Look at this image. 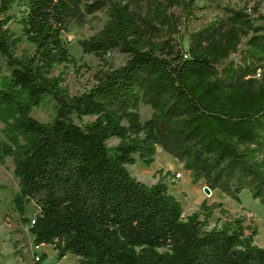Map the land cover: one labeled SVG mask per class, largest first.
Wrapping results in <instances>:
<instances>
[{"label":"trees","instance_id":"16d2710c","mask_svg":"<svg viewBox=\"0 0 264 264\" xmlns=\"http://www.w3.org/2000/svg\"><path fill=\"white\" fill-rule=\"evenodd\" d=\"M201 1L220 0H0V162L13 159L10 210L34 245L77 264H264L242 217L208 229L222 204L184 216L163 181L170 172L148 186L126 167L152 165L160 147L193 183L264 204V14L224 5L189 32ZM99 13L102 27L78 44L103 67L71 95L64 71L52 74L75 63L63 34ZM114 51L124 65L106 60ZM46 101L54 114L42 123L31 111ZM141 105L153 111L145 121Z\"/></svg>","mask_w":264,"mask_h":264},{"label":"rangeland","instance_id":"374dc122","mask_svg":"<svg viewBox=\"0 0 264 264\" xmlns=\"http://www.w3.org/2000/svg\"><path fill=\"white\" fill-rule=\"evenodd\" d=\"M196 12V18L191 20L187 29L189 32L196 31L206 23L213 21L214 19L223 15L222 7L224 5H231L237 7L247 6V8H257L258 12L264 14V0H220L214 3H203L201 1L199 6H204ZM253 13V17L257 18V14ZM105 16L101 13L97 14L95 18H92L86 25L77 26L71 25L69 30L63 34V40L68 48L70 56L74 58L75 63H70L66 69L62 66H57L52 71L53 75H57L64 71L65 84L69 87V93L71 95L79 94L84 90L90 88L94 83V75L99 69L103 67L102 61L96 57L88 54H84L79 46V41L87 39L95 34L103 25ZM264 24L263 20L257 19L256 24ZM11 29L20 35V28L10 23ZM187 40V38H186ZM27 49L32 50L27 42H23L19 45V50ZM243 49V47H241ZM231 60L237 61L240 58L239 54H234ZM106 60L111 63L115 68L124 65L127 61V55L118 51L111 52L107 55ZM3 63V59L0 56V66ZM152 109L147 105H141L140 113L141 120L145 121L151 117ZM52 103L46 101L40 107L33 108L31 116L39 122L47 123L53 118ZM3 125L0 123V141L4 139L2 130ZM117 140L113 139L108 141L109 145H115ZM129 173L137 180H142L143 183L150 186L154 181L157 182L159 178H162V171L168 170L173 176L174 171L182 172L184 175V183L186 185V193L179 194L180 200H182L184 206V216L192 212V209H187L184 204L185 197L194 196V189L189 181V175L180 167L179 161H177L170 154L165 152L162 148L158 147L155 154V163L153 169L145 166L140 161H137L134 165L126 166ZM155 169H162V171H156ZM14 163L13 159L7 157L4 162H0V264H37L35 262V248L33 237L29 231V227L21 222L19 215L11 211L10 200L14 193L18 191V180L13 174ZM171 178V177H170ZM197 196L203 198L201 203L209 202L211 199L217 198V196L206 197L201 188V184L196 186ZM219 194V193H218ZM221 194V193H220ZM224 200L222 204L221 212L216 210L217 214L213 215L208 223V229L214 227L216 224H222L225 220H229L234 217H242L244 225L250 229H256L257 235L254 237V243L261 248H264V204L258 199H254L248 190H243L239 194V202L233 200L229 196H221ZM199 205V207H200ZM198 207V209H199ZM34 208L32 203L29 204V210L27 216L31 219L34 216ZM198 211V210H197ZM196 211V212H197ZM249 230L246 234H249ZM47 258L44 260L47 263L55 264H77L78 258L74 255L68 254L63 260L57 258V252L49 245H44L41 248Z\"/></svg>","mask_w":264,"mask_h":264},{"label":"crops","instance_id":"0c3cea01","mask_svg":"<svg viewBox=\"0 0 264 264\" xmlns=\"http://www.w3.org/2000/svg\"><path fill=\"white\" fill-rule=\"evenodd\" d=\"M156 152H157V151H156ZM154 163H155V161H154ZM154 163H153V164H154ZM179 163H180V167H181L182 169H184L183 164H182L181 162H179ZM153 164L150 165V166H148V167H150V168L153 169ZM155 170H156V171H162V169H155ZM167 171H168V170H164V171H162V174H161L162 177L164 176V172L167 173ZM185 171H186L187 174L189 175V181H190V184L192 185V187H193V189H194V194H195L194 196H191V198L188 197V196L185 197L184 204L186 205L187 209H192V212H190L189 214L186 215V216H189V215L195 213V212L198 210V207H199V205H200V202H201L202 199H203V198H200L199 195L197 196L196 186H197L198 184H201V188H202L205 184H204L203 182H201V181L198 182V183H193L192 178H191V175H190V172L187 171V170H185ZM169 172H170V171H169ZM176 172H178V171H174L172 175H174ZM181 174H182V177H181L180 180L173 181V180L170 179V177H171V178L173 177V176H171V172H170V175L167 176L163 181H164L165 184L167 185L169 193L172 194V195H173V196H174V197H175V198L181 203V205H182V207H183V210H184V206H183L182 200H180L179 194H181V193H186V185H185V183H184V181H183V179H184V175H183L182 172H181ZM140 181L142 182V180H140ZM157 181H158V180H157ZM155 183H156V181L153 182V184H155ZM211 192H212L211 197L216 195L217 198H214V197H213V199H211L209 202H207L206 204H207L208 206H210V205H212V204H214V203L224 204V202H223L224 199H223L222 197L219 196V195L224 196V193L220 192L219 190H215V191H211ZM218 193H219V194H218ZM220 193H221V194H220ZM216 210H218V211L221 212V209H220V208L214 209V213H213V215H216V214H217ZM225 221H226V220H225ZM67 255H68V254H67ZM67 255H66V256H67ZM66 256H65V257H66ZM65 257H63L61 260H63Z\"/></svg>","mask_w":264,"mask_h":264},{"label":"built area","instance_id":"2783aa9c","mask_svg":"<svg viewBox=\"0 0 264 264\" xmlns=\"http://www.w3.org/2000/svg\"><path fill=\"white\" fill-rule=\"evenodd\" d=\"M259 76V75H258ZM166 173L164 172V175H165ZM181 177H182V174H181V172H176L174 175H173V177L172 178H170L171 180H173V181H177V180H180L181 179ZM205 187H207L206 185H204L203 187H202V190H203V192H204V188ZM206 195V194H205ZM211 195H212V192H211V194L210 195H206V197H211ZM43 246H37V245H34V248H35V257H34V259H35V262L37 263V264H51V263H47V262H45L44 260L45 259H42L41 258V254L43 253V251H41V248H42ZM55 264H60L59 262H56Z\"/></svg>","mask_w":264,"mask_h":264},{"label":"water","instance_id":"95a60500","mask_svg":"<svg viewBox=\"0 0 264 264\" xmlns=\"http://www.w3.org/2000/svg\"><path fill=\"white\" fill-rule=\"evenodd\" d=\"M204 193H205L206 195H210V194H211V190L209 189V187H205V188H204Z\"/></svg>","mask_w":264,"mask_h":264}]
</instances>
